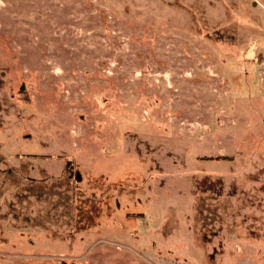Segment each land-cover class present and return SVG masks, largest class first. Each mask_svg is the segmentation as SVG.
<instances>
[{"label":"rangeland","instance_id":"1","mask_svg":"<svg viewBox=\"0 0 264 264\" xmlns=\"http://www.w3.org/2000/svg\"><path fill=\"white\" fill-rule=\"evenodd\" d=\"M0 264H264V0H0Z\"/></svg>","mask_w":264,"mask_h":264}]
</instances>
